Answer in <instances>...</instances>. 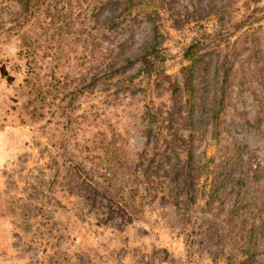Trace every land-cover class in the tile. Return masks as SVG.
<instances>
[{
	"label": "rangeland",
	"instance_id": "1",
	"mask_svg": "<svg viewBox=\"0 0 264 264\" xmlns=\"http://www.w3.org/2000/svg\"><path fill=\"white\" fill-rule=\"evenodd\" d=\"M22 1L0 0V264H264V0ZM225 60L217 120L188 125L172 93L195 67L211 103Z\"/></svg>",
	"mask_w": 264,
	"mask_h": 264
},
{
	"label": "trees",
	"instance_id": "2",
	"mask_svg": "<svg viewBox=\"0 0 264 264\" xmlns=\"http://www.w3.org/2000/svg\"><path fill=\"white\" fill-rule=\"evenodd\" d=\"M249 3H257L259 2V0H248ZM20 4L22 5L24 2L21 0H19ZM250 52L252 53V48L249 49ZM226 56V55H225ZM161 60V56L158 52V46L155 43H149V45L147 47H142L138 57H136V61H138L142 67H143V71H145L147 74L152 73V69L153 66L155 64V62L160 61ZM126 62H131L130 64H132L133 61L131 60H127ZM192 63L195 64H199L198 61H193ZM235 63L234 61L229 60L228 63L225 60V62H223V64L221 65V69L223 71L222 73V81H221V85L219 88V95L217 97H215L211 103H207L205 100L202 101V97L195 95L196 93V89L194 82H195V67L191 70V72L188 73L187 75V79H185L184 84H183V88L185 91H187V95L185 96V102H181L180 98H178L174 93H172L171 95V111L178 109L179 111L182 110L183 106L186 104L187 106V116L185 119V122L188 123V125L193 126V114L196 113L198 110L200 109H204V111L206 112L207 115V119L209 121L211 120H217L218 116H217V112L216 109H218V111L221 109L222 104L224 102V97H225V90H226V83L228 81V76L230 75V71L233 67ZM195 66V65H193ZM179 91V89H178ZM180 92V91H179ZM187 166V167H186ZM191 166V160L190 158H188L185 161V165L183 167H181V169L184 170H188L191 171L192 168ZM179 168V167H177ZM227 176V174H226ZM188 181V176L184 173L183 175V182ZM190 183L187 182V185H189ZM225 186V185H224ZM261 233L264 236V229L261 228Z\"/></svg>",
	"mask_w": 264,
	"mask_h": 264
}]
</instances>
